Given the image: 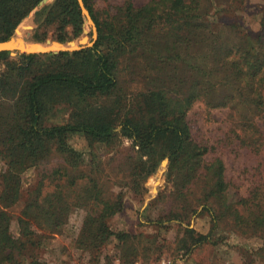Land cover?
I'll list each match as a JSON object with an SVG mask.
<instances>
[{
  "label": "rangeland",
  "instance_id": "1",
  "mask_svg": "<svg viewBox=\"0 0 264 264\" xmlns=\"http://www.w3.org/2000/svg\"><path fill=\"white\" fill-rule=\"evenodd\" d=\"M56 1L39 0L16 39L52 50L88 43L34 53H68L59 59L9 53L0 74L15 75L17 94L29 71L90 77L94 56L73 53L98 42L115 64V87L79 96L49 86L40 123L107 124L114 138L67 133L11 170L3 151L25 103L0 94V210L10 236L4 244L0 235V264L8 255L14 264H264V0H82L91 22L78 0L73 9ZM150 92L204 148L193 170L127 137L126 123L146 125Z\"/></svg>",
  "mask_w": 264,
  "mask_h": 264
},
{
  "label": "trees",
  "instance_id": "2",
  "mask_svg": "<svg viewBox=\"0 0 264 264\" xmlns=\"http://www.w3.org/2000/svg\"><path fill=\"white\" fill-rule=\"evenodd\" d=\"M39 0H0V41L8 38L13 30L16 28L20 20L38 3ZM182 0H178L181 4ZM86 3V0H84ZM76 0H57L55 5L57 7L73 9L77 4ZM89 8V7H88ZM131 10V8H128ZM63 41L65 38L61 36L58 38ZM98 42L88 50L76 51L74 56L85 55L88 53L93 58V76H83L79 73L63 72V71H49L44 73H34L29 71L30 80L27 82L25 89L20 93V100L25 104L21 112V118H16L13 124L9 125L11 134L6 141L3 156L9 159L11 170L17 171V162L24 159L35 161L43 152L46 151L48 141L57 140L62 141L64 135L72 132H82L96 140L105 141L107 143L113 141V129L102 123H76L68 125H53L42 126L40 118L42 116V101L41 94L44 89L49 86H60L74 89L79 96H84L88 93H108L116 84L113 74L115 68L114 62L108 55L100 53L97 50ZM91 51L93 52L91 54ZM9 52L1 51L0 58H7ZM67 52H59L58 54H34L22 53L20 58L31 62L39 60L41 57L61 58L66 56ZM91 56V57H92ZM9 65V64H8ZM23 67V66H22ZM15 75L7 73L0 74V94L6 98H16L18 94L13 88L12 80ZM15 84V83H14ZM148 108H150V117L145 126L136 127L130 122L124 126V131L127 137L134 140L135 145L144 151H154L155 146H160V160L165 155L170 158V163L177 168L194 169L198 165V156L202 154L204 148L192 142L189 139L188 127L180 121L177 115L167 113L166 98L159 92H150L145 95ZM8 142L10 145L8 146ZM189 150V155H184ZM19 151V152H17ZM17 152V153H16ZM22 154V155H21ZM22 156V157H21ZM183 156V157H182ZM12 161V162H11ZM214 170L215 187L217 190L224 189L222 181V163L218 160ZM215 164H211L215 167ZM162 165L161 169H164ZM21 167H19L20 169ZM210 191V190H209ZM5 207V204L1 205ZM34 208L33 204L26 205L24 214ZM5 213L0 210V235L5 237L3 243L10 241L8 227L6 225ZM5 264H14V258L6 257Z\"/></svg>",
  "mask_w": 264,
  "mask_h": 264
},
{
  "label": "water",
  "instance_id": "3",
  "mask_svg": "<svg viewBox=\"0 0 264 264\" xmlns=\"http://www.w3.org/2000/svg\"><path fill=\"white\" fill-rule=\"evenodd\" d=\"M78 3H79V6L81 8V11L86 16L87 21L91 22L88 11L84 6L83 1L78 0ZM16 31H17V28L14 29V34L12 36H9L8 38L0 41V52L1 51H8L10 54H15V53H26V54H29V53H47V52H56L57 50H60L62 48H68V49L78 48V44L85 45L88 43L87 36H82L80 39H78V42H68L65 45H61V44L55 42L58 45H60L57 50L47 49L44 51L32 52V51H27L26 49L22 50L20 48L19 42H21V41L19 39H16V34H15ZM14 38H15V40H14ZM48 41H51V40H47L46 42H48ZM28 42H32V41H28ZM51 42L54 43V41H51ZM36 43H38V42H36ZM71 43H74V46L70 47L69 44H71ZM39 44H42V43H39ZM152 190H153V192H155L156 188L154 187Z\"/></svg>",
  "mask_w": 264,
  "mask_h": 264
},
{
  "label": "bare ground",
  "instance_id": "4",
  "mask_svg": "<svg viewBox=\"0 0 264 264\" xmlns=\"http://www.w3.org/2000/svg\"><path fill=\"white\" fill-rule=\"evenodd\" d=\"M15 40V38H14ZM20 40V39H19ZM19 46L22 50L26 49L27 51H32V52H38V51H44L47 49H51V46H43L39 44H26L22 40H20Z\"/></svg>",
  "mask_w": 264,
  "mask_h": 264
}]
</instances>
